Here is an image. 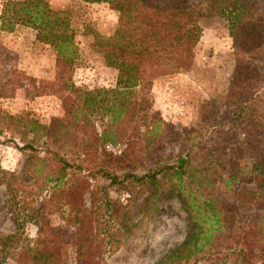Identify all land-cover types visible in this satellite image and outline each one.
Returning a JSON list of instances; mask_svg holds the SVG:
<instances>
[{"label": "rangeland", "instance_id": "1", "mask_svg": "<svg viewBox=\"0 0 264 264\" xmlns=\"http://www.w3.org/2000/svg\"><path fill=\"white\" fill-rule=\"evenodd\" d=\"M0 1L2 5L6 0ZM120 1L91 4L58 0L62 9L59 11L68 15L76 33L79 53L75 68L65 72L70 85L67 88L58 80L54 49L36 41L34 31L18 27L0 37L2 50L17 56L15 71L23 74L16 79L22 87L0 97V240L16 236L15 243L6 250L0 247V264L28 263V240L37 238L38 227L27 218L35 208H41V215L49 221L51 229L63 232L64 262L83 261L77 251L79 227L71 222V216L77 213L72 212L64 197L68 186L78 179L75 174L88 180L79 214H96L95 210L100 208L98 213L103 215L109 214L105 203L111 208H128L132 197L124 187L110 185L104 176L107 171L142 175L156 166L175 163L196 146L194 142L203 141L206 147L197 153L195 167L206 172L200 180L203 193L197 195V202H204L207 193L220 190V183H215L219 176L237 170L241 162L249 172L252 163L264 156V136H260L253 123H246L236 131L233 147L222 150L226 154L224 165H217L218 153L211 159L214 152L211 144L218 138L217 127L230 101V84L236 69L234 40L227 17L201 20L203 32L189 71L161 76L148 88L135 89L127 112L118 121L112 118L108 112L112 104L108 92L118 89V71L106 66L102 45L114 36L118 27ZM87 92L93 93L95 104L93 97L91 102L84 103ZM27 118L50 127L49 133L43 138L29 133ZM154 129V134L148 133ZM26 145L32 148L25 149ZM53 152L81 166L80 171L71 169L69 182L55 189V195L47 179L57 165ZM172 181L171 175L162 179L167 185ZM185 218L180 202L168 201L156 215L140 222L130 240L108 246L106 250L112 252L96 257L95 261L154 264L184 241ZM234 233L227 232L231 237ZM229 236H222L207 250L212 255L198 264H222L219 258H223L224 249L229 246ZM263 243L260 241L259 246Z\"/></svg>", "mask_w": 264, "mask_h": 264}, {"label": "trees", "instance_id": "2", "mask_svg": "<svg viewBox=\"0 0 264 264\" xmlns=\"http://www.w3.org/2000/svg\"><path fill=\"white\" fill-rule=\"evenodd\" d=\"M82 1L95 4L111 0ZM118 8L120 16L115 34L102 45L106 66L118 71V89L108 92L112 103L108 112L114 120H120L127 112L135 89L148 88L158 77L189 71L203 32L201 20L221 16L230 21L236 69L230 84V101L217 127L218 138L211 144L214 146L211 159L218 153L217 165H224L226 154L222 150L233 147L236 131L246 123H253L260 136H264V0H121ZM18 27L35 30L36 40L54 49L58 80L65 88L69 87L65 72L75 68L79 53L68 15L52 9L50 0H6L0 12V37L15 32ZM16 61V54L5 52L0 46V97L22 87L16 80L23 77L15 71ZM85 96L87 104L93 93L87 92ZM93 100L95 104L94 97ZM26 125L29 133L41 138L51 129L30 118ZM194 144L175 163L156 166L142 175L105 172L111 186L124 187L132 196L128 208H111L105 203L109 214L99 215L100 208L95 210L96 214H79L88 180L75 174L78 179L68 186L64 197L72 212L77 213L71 216V222L79 227L77 251L78 257L84 259L78 264H99L96 257L112 252L106 250L108 246L130 240L144 218L153 217L166 202L174 199L186 213L185 238L154 264H198L210 255L207 250L222 236L231 235V231L235 233L229 236V246L224 249L223 258H219L222 264L264 261V243L259 246L264 241V156L252 163L249 172L241 162L237 170L219 176L215 183H220V190L207 193L204 202H197V195L203 193L201 176L206 172L195 166L198 154L206 146L203 141ZM53 161L57 163L56 169L47 179L55 195V189L69 182L71 169L80 171L81 166L54 152ZM168 175L173 179L169 185L162 182ZM141 198L143 201L137 204ZM29 214L27 221L37 225L38 233L36 239L28 240L27 264H67L62 252L63 232L50 228L41 208ZM15 238V235L1 238L0 247L6 250L15 243Z\"/></svg>", "mask_w": 264, "mask_h": 264}, {"label": "crops", "instance_id": "3", "mask_svg": "<svg viewBox=\"0 0 264 264\" xmlns=\"http://www.w3.org/2000/svg\"><path fill=\"white\" fill-rule=\"evenodd\" d=\"M57 2H58V0H50V5H51L52 9H54V10H56V11H59V9L62 10L61 8L58 7ZM0 4H1V1H0ZM56 6H57V7H56ZM0 7H1V9H2V5H0ZM1 9H0V12H1ZM28 29L34 31V33H35V40H36L37 32H36L35 30L31 29V28H28ZM36 41H37V40H36Z\"/></svg>", "mask_w": 264, "mask_h": 264}, {"label": "built area", "instance_id": "4", "mask_svg": "<svg viewBox=\"0 0 264 264\" xmlns=\"http://www.w3.org/2000/svg\"><path fill=\"white\" fill-rule=\"evenodd\" d=\"M107 147H108V149H112L111 146H107Z\"/></svg>", "mask_w": 264, "mask_h": 264}]
</instances>
